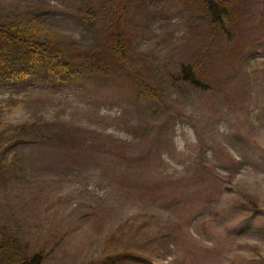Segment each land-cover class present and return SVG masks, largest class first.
Instances as JSON below:
<instances>
[{
    "label": "rangeland",
    "instance_id": "374dc122",
    "mask_svg": "<svg viewBox=\"0 0 264 264\" xmlns=\"http://www.w3.org/2000/svg\"><path fill=\"white\" fill-rule=\"evenodd\" d=\"M232 8L229 40L201 0H0V23L32 18L74 61L94 53L90 84L0 83V228L20 252L264 264V0ZM111 20L123 57L104 45ZM189 65L208 90L181 79Z\"/></svg>",
    "mask_w": 264,
    "mask_h": 264
},
{
    "label": "trees",
    "instance_id": "16d2710c",
    "mask_svg": "<svg viewBox=\"0 0 264 264\" xmlns=\"http://www.w3.org/2000/svg\"><path fill=\"white\" fill-rule=\"evenodd\" d=\"M234 1L201 0L202 9L209 19L212 30L219 35H225L229 40L235 32L232 27ZM35 23L39 24V21H32V18L0 23V83L19 80L28 74L45 72L66 79L86 75V81L90 84L93 68L91 58L94 53L89 49L83 50L82 53L79 50L77 54L80 60L74 61L67 47L56 45L51 41V34L54 33L44 27H38ZM109 29L111 30L106 34L104 45L110 44L116 56H125L126 46L119 21L111 20ZM180 73L181 79L190 85L202 90L210 88L203 83L193 66L182 67ZM143 85L146 90H150L148 83L144 82ZM13 128V136L9 140L11 143L24 140L28 130L34 129L35 125L25 124ZM43 262L42 251L33 254L20 252L17 239L8 234L6 229L0 228V264H43Z\"/></svg>",
    "mask_w": 264,
    "mask_h": 264
}]
</instances>
